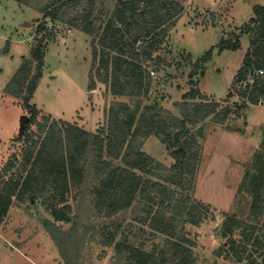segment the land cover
I'll list each match as a JSON object with an SVG mask.
<instances>
[{"label":"rangeland","instance_id":"rangeland-1","mask_svg":"<svg viewBox=\"0 0 264 264\" xmlns=\"http://www.w3.org/2000/svg\"><path fill=\"white\" fill-rule=\"evenodd\" d=\"M48 1L24 4L0 0V55L6 54L0 58L2 180L11 175L26 176L23 165L27 147L41 141L55 120L106 138L111 107L118 103L140 111L149 107L146 112L156 113L173 132L181 129L183 103L216 101L219 106L215 112L226 106L232 107V112L224 122L216 121L214 112L187 123L197 153L193 172L175 167L179 159L160 135H138L141 149L154 161L144 172H137L164 183L167 189L154 200L138 193L130 207L115 215H108L95 199L94 187L105 174L94 161L98 150L92 139L83 177L72 184L66 203H56L68 213L69 221H57L41 196L35 200L13 196L0 224V264H135L132 247L157 253L165 242L166 235L149 222L148 210L158 206L166 217L180 219L178 231L191 240L193 264H264V254L253 253L252 245H248L243 260H239L242 253L229 249L230 237L238 242L241 230L232 235L223 233L226 217L234 215L245 221V227L256 226L264 235V211L259 215L255 212L257 208L264 210V107L246 112L250 101L241 91L250 84L248 79L235 81L254 39L255 26L249 25L248 18L250 4H263L264 0H179L184 11L151 59L144 62L151 79L147 93L141 94L112 93L107 71L99 62L92 67L94 46L102 47L99 37L45 16L40 9ZM117 1H98L96 13L103 22ZM81 7L71 10L66 18ZM223 39L239 40L240 48L221 51L218 45ZM147 46L143 40L137 48L142 51ZM210 49L212 58L203 60ZM35 52L43 55L44 64L28 98L29 80L38 69ZM91 72L96 80L93 90L89 88ZM21 75L27 78L23 85ZM191 92L194 99L186 97ZM258 103L264 105L263 101ZM24 115L27 118L22 129ZM103 158L124 164L106 151ZM167 202L173 206L165 208ZM192 202L207 207H203L199 225L186 220L184 209ZM111 233L113 240L108 244ZM217 251L223 254L217 255Z\"/></svg>","mask_w":264,"mask_h":264},{"label":"trees","instance_id":"trees-1","mask_svg":"<svg viewBox=\"0 0 264 264\" xmlns=\"http://www.w3.org/2000/svg\"><path fill=\"white\" fill-rule=\"evenodd\" d=\"M17 1L30 4V0ZM98 1L49 0L40 10L51 19L66 22L99 37L102 47L99 49L94 46L92 67L99 62L100 67L107 71L110 76L112 93H147L151 77L144 62L151 59L152 52L157 45L167 37L171 26L184 11L183 4L179 0H118L108 19L103 22V19H100L99 14L96 13ZM81 5L83 7L78 9L71 18H66L71 10ZM253 10L254 16L249 20V25L255 26L252 48L245 55L235 78L236 82L247 80L256 69L264 68V5L256 4ZM99 20L101 21L98 25ZM143 40H147L148 46L139 51L137 45ZM218 47L221 51L238 50L240 41L233 42L223 39ZM113 50L115 53L110 52ZM34 55L38 61V69L35 77L29 80L28 98L35 90L44 64L42 54L35 52ZM212 55L213 49H210L203 60H210ZM26 79L25 75L20 76L21 85ZM89 80H91L89 88L93 90L96 80L93 79L92 72ZM246 88L245 91H241V95L250 102L258 103L264 96V81L258 75L255 76V82ZM186 97L194 99L195 93H188ZM202 98L207 99L204 95ZM183 104L185 108L184 118L180 121L181 129L175 132L156 113H147L149 107L145 111H140L132 109L126 103H118L116 106L114 104L111 107L108 122L109 133L106 138L92 134L79 125L55 120L45 136L41 137V141H33V144L27 147L26 160L23 165L26 176L22 179L21 175L15 177L11 175L7 181L0 178V224L9 210L13 196H18L20 199L28 196L32 200L41 196L57 221H69L68 213L63 210V207H57L56 203H66L72 184L78 178L83 177L86 156L92 139H95L98 150L94 161L105 174L100 183L94 187L95 199L98 207L105 209L108 215H115L130 207L138 193L147 195L151 200L156 199L158 195H163L164 190L167 189L164 183L144 177L137 172V170L144 172L145 168L154 161L141 149L137 137L141 133L148 135L152 132L160 135L162 140L168 142L179 159L175 167L193 172L197 153L193 151L194 137L188 136L187 123H195L199 119L210 116L217 110L219 102L201 100L192 104L187 102ZM231 112L232 107L226 106L221 111L215 112V120L224 122ZM34 120L35 115L30 119L27 128ZM105 151L113 157L121 158L124 164L119 165L104 159ZM170 195L171 191L168 196ZM161 202L166 203L165 199ZM167 203L169 205L167 204L165 208L173 206L171 202ZM203 207L206 205L200 202L188 203L184 209L186 220L199 225L203 218ZM263 211V208L255 210L258 215ZM148 215L150 226L166 235V239L157 253H148L132 247L135 264H193L191 240L178 231L180 219L174 215L166 217L164 209L160 206L157 209L150 207ZM248 225L245 227V221L234 215H228L224 222V235H232L235 230H241V240L237 242L232 237L229 239L231 240L229 249L232 248L237 250V253H242L239 260L244 259L243 255L247 252L248 245H252L253 253L264 254L260 252L264 250L263 232H260L256 226ZM112 240L113 233L106 242L110 244ZM216 254L222 255L223 253L217 251Z\"/></svg>","mask_w":264,"mask_h":264},{"label":"crops","instance_id":"crops-1","mask_svg":"<svg viewBox=\"0 0 264 264\" xmlns=\"http://www.w3.org/2000/svg\"><path fill=\"white\" fill-rule=\"evenodd\" d=\"M16 1V0H15ZM255 4H257V3H254V4H250V10H251V15L250 14H248V18H251L252 16H254V10H253V6L255 5ZM258 4H261V3H258ZM261 5H264V3L263 4H261ZM239 9H237V11H238ZM236 11V12H237ZM22 12V11H21ZM22 14H23V12H22ZM225 51V50H224ZM4 55H6V54H4V53H2L1 55H0V58H1V56H4ZM88 89V88H87ZM262 103H253V102H249V104H248V106L246 107V112H250V111H252V109H255V108H263L264 107V105L262 104ZM256 110V109H255ZM249 120V119H248ZM251 120V119H250ZM249 122V121H248ZM250 123V122H249ZM252 123H250V125H251ZM242 137H243V135H241Z\"/></svg>","mask_w":264,"mask_h":264},{"label":"built area","instance_id":"built-area-1","mask_svg":"<svg viewBox=\"0 0 264 264\" xmlns=\"http://www.w3.org/2000/svg\"><path fill=\"white\" fill-rule=\"evenodd\" d=\"M52 27H53V25L50 24L48 28L52 29ZM257 72H258L257 75L259 77H261L263 79V81H264V68L258 69ZM254 82H255V76L253 74H250L249 77H248V83L249 84H253ZM260 101L264 102V96L261 97Z\"/></svg>","mask_w":264,"mask_h":264},{"label":"water","instance_id":"water-1","mask_svg":"<svg viewBox=\"0 0 264 264\" xmlns=\"http://www.w3.org/2000/svg\"><path fill=\"white\" fill-rule=\"evenodd\" d=\"M44 37H46V33H43V38H44ZM41 40H42V39H41ZM26 118H27L26 115H24L23 118H22V129H23L24 125H25Z\"/></svg>","mask_w":264,"mask_h":264}]
</instances>
